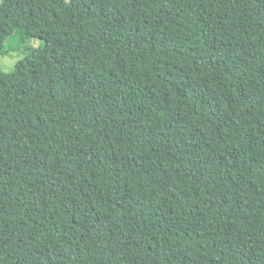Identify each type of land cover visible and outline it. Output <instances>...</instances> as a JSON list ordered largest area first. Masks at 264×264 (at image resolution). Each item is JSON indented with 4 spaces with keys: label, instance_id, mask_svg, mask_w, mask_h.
<instances>
[{
    "label": "trees",
    "instance_id": "obj_1",
    "mask_svg": "<svg viewBox=\"0 0 264 264\" xmlns=\"http://www.w3.org/2000/svg\"><path fill=\"white\" fill-rule=\"evenodd\" d=\"M0 264H264V0H0Z\"/></svg>",
    "mask_w": 264,
    "mask_h": 264
},
{
    "label": "rangeland",
    "instance_id": "obj_2",
    "mask_svg": "<svg viewBox=\"0 0 264 264\" xmlns=\"http://www.w3.org/2000/svg\"><path fill=\"white\" fill-rule=\"evenodd\" d=\"M52 3L53 0H50ZM23 55L22 51L19 50H13L10 51L6 55H0V66L3 70L8 71L13 68V65L17 59H19Z\"/></svg>",
    "mask_w": 264,
    "mask_h": 264
}]
</instances>
